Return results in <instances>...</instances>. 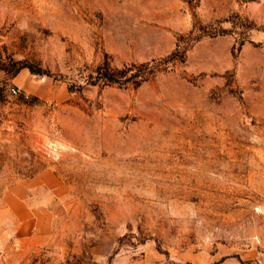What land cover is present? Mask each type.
I'll list each match as a JSON object with an SVG mask.
<instances>
[{"label": "rangeland", "instance_id": "374dc122", "mask_svg": "<svg viewBox=\"0 0 264 264\" xmlns=\"http://www.w3.org/2000/svg\"><path fill=\"white\" fill-rule=\"evenodd\" d=\"M0 264H264V0H0Z\"/></svg>", "mask_w": 264, "mask_h": 264}, {"label": "crops", "instance_id": "0c3cea01", "mask_svg": "<svg viewBox=\"0 0 264 264\" xmlns=\"http://www.w3.org/2000/svg\"><path fill=\"white\" fill-rule=\"evenodd\" d=\"M36 184H37L36 179L33 181L25 182V183H23V188L25 189L26 192H28L29 189L34 188L36 186ZM14 191L11 192V195ZM13 201H14V203H13L14 206L17 203L24 206L23 211H19V210L17 212L13 211V213L11 214L12 215V221L15 224L17 223L18 226H21L20 227L21 229L25 226L31 227L36 222H45V220L46 221L50 220L51 214H50L49 208H46V206L48 205L47 203H45L43 205L42 210H40L39 212H35V210L32 208L33 205L31 203L30 198L25 199V197L20 196V197L15 198V199L13 198ZM29 205H32L31 208L29 207Z\"/></svg>", "mask_w": 264, "mask_h": 264}, {"label": "trees", "instance_id": "16d2710c", "mask_svg": "<svg viewBox=\"0 0 264 264\" xmlns=\"http://www.w3.org/2000/svg\"><path fill=\"white\" fill-rule=\"evenodd\" d=\"M136 65L132 64L130 66H124L121 69L115 70L110 69L108 67H100L97 71V74L92 77L95 80H105L108 83H127L130 80H132L134 74L128 76L129 69H132V67H135ZM137 76V75H136ZM145 77L142 75H139V79H135V82L140 83L142 80H144Z\"/></svg>", "mask_w": 264, "mask_h": 264}]
</instances>
